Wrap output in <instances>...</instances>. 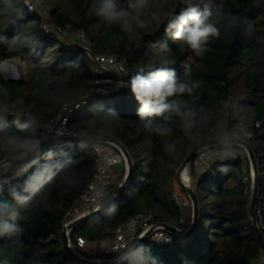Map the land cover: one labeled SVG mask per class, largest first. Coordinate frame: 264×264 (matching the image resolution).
<instances>
[{"label": "trees", "instance_id": "1", "mask_svg": "<svg viewBox=\"0 0 264 264\" xmlns=\"http://www.w3.org/2000/svg\"><path fill=\"white\" fill-rule=\"evenodd\" d=\"M40 2L48 18L30 11L23 0H0V62L19 60L26 68L22 79L0 70V162L22 155L7 146L9 137H33L44 144L39 126L56 117L65 103L86 99L95 77H116L99 74L98 62L83 47L52 37L45 20L55 26L83 28L95 56L117 53L124 58L129 82L140 70L147 75L167 66L175 69L179 81L198 84L191 95L169 98V102L187 101L195 111L188 130L178 116L170 122L151 118L153 126L164 124L170 129L167 135L146 128L130 85L113 99L87 98V104L70 119L69 126L79 134L117 139L133 159L122 196L71 228L72 243L78 237L87 240L80 252L96 261L109 259L87 246L111 241L118 227L140 214L184 227L174 196L178 171L196 146L222 137V129L229 133L227 137L241 128L249 134L240 139L249 144L257 161V211L264 235V0H191L200 12L212 13L209 20L220 30L199 55L165 32L168 20L189 7V0H149L139 13L146 26L141 28L133 20L131 32L124 31L120 21L96 15L97 0ZM115 2L118 10L137 15L129 8L131 0ZM153 13L159 21L152 18ZM92 143L57 145L11 162L5 175H0V264H105L75 256L65 247L63 236L69 211L97 171ZM248 164L239 158L226 160L197 179L192 162L189 169L199 199L193 232L180 238L165 229L173 238L171 243L147 237L122 261L106 264H253L263 259L250 213L253 183L243 181L251 178ZM182 191L187 194L183 187ZM191 212L189 208L186 223L192 221Z\"/></svg>", "mask_w": 264, "mask_h": 264}, {"label": "built area", "instance_id": "2", "mask_svg": "<svg viewBox=\"0 0 264 264\" xmlns=\"http://www.w3.org/2000/svg\"><path fill=\"white\" fill-rule=\"evenodd\" d=\"M23 1L30 11L38 12L45 18H48V13L41 4L40 0ZM44 27L47 32L57 40L70 41L80 47H83L101 66L102 72L99 74H103V71H105L116 75L113 79L103 78L100 76L95 77L93 87L86 95V99L77 102L65 103L56 117L51 119L45 125L39 126L40 140L45 144L54 139L64 140L66 137L76 136L79 134L69 126V121L87 104V98H116L122 89H125L130 85V82L127 78L129 69L126 60L121 58L117 53H108L101 56L93 55L91 52L92 46L88 42L86 32L83 28H75L71 24H67L65 26H55L47 20L44 22ZM102 84H109L114 86V88H104L101 86ZM230 137L235 136L232 135ZM237 146L243 148L245 152L243 154H238L234 151L233 144L224 143L200 149L192 161L196 168L197 179H200L207 169L226 160H234L237 158L244 160L247 158L251 162L248 149L241 144H238ZM92 148L97 160V171L95 177L83 192L78 203L69 211L68 216L65 219V225L70 224L74 220L79 219L109 203L114 197L116 189L123 182L122 179L119 183H116L117 178L113 174V169L117 167L121 161L127 164L122 147L113 141H106L93 142ZM222 155L225 157H223V159H219L222 158ZM215 159H219V162L216 163ZM250 177L251 178L248 176L244 177V183L248 184L250 179L253 183L254 172L252 164ZM178 181L181 186L179 188L180 190H177ZM187 181L190 182V175L189 170L186 168L185 170H182L180 175L177 177L174 193L176 202L181 208V221L184 225V227H179L181 229H187L191 224V222L186 223L189 208H191V216H193L192 201L188 194H185L182 191V183H186ZM165 229L166 228L163 223L156 222L153 215L140 214L131 217L126 224L116 229L114 238L108 244L104 245L101 252L109 259L118 258L127 252L146 233H149L148 237H151L156 243H171L173 238L170 234L166 233ZM86 245L87 240L83 237H78L75 244L71 242L72 249L81 255L83 254L80 252V248H84ZM253 264H264V259L256 260Z\"/></svg>", "mask_w": 264, "mask_h": 264}, {"label": "clouds", "instance_id": "3", "mask_svg": "<svg viewBox=\"0 0 264 264\" xmlns=\"http://www.w3.org/2000/svg\"><path fill=\"white\" fill-rule=\"evenodd\" d=\"M190 6L181 11L179 15L168 20L165 28L166 33L172 34V39L182 41L191 50L198 55L205 50L204 46L208 44L210 39L219 36V28L215 22L209 20L212 13L205 9L202 13L198 7ZM149 0H131L129 8L134 10L137 15L132 16L129 12L118 10L115 0H97L93 6L96 9V15L103 17L108 21H120L121 26L126 32L132 31L133 20L143 28L146 25L140 19L139 13L147 8ZM152 18L159 21L160 17L153 13ZM186 70V74H187ZM195 87H198L196 82L191 84L181 82L176 76L175 69L167 66L156 68L154 71H149L147 75L143 74V70L138 71L130 78V90L135 100L140 107L137 114L142 121H147L146 128H151L158 135H167L170 129L164 124H156L153 126L152 117H160L165 122H170L172 117H180L185 130L190 129L195 121L196 113L193 111L187 101L181 99H172L171 97H179L185 93L191 95ZM220 135L227 137L229 133L226 130H221ZM231 135L241 138L248 136L246 130L241 128L239 131H233ZM7 146L13 151L27 155L36 152L39 149V140L33 137H9ZM169 145L168 149L171 150ZM9 226L5 224V229Z\"/></svg>", "mask_w": 264, "mask_h": 264}, {"label": "water", "instance_id": "4", "mask_svg": "<svg viewBox=\"0 0 264 264\" xmlns=\"http://www.w3.org/2000/svg\"><path fill=\"white\" fill-rule=\"evenodd\" d=\"M9 63H10L9 60L1 61L0 62V70L8 72L15 79H22L23 78L22 75H20V76L13 75V72H10L6 69V66ZM106 141H113L122 147L124 154H125V157H126V162H127V174H126L125 178L123 179V182L121 183V185L115 191L114 197L110 200L109 203L105 204L101 208L94 210V211L90 212L89 214H87V215H85L79 219L74 220L70 224L65 225L64 230H63L65 247L71 253H73L75 256H77V257H79L85 261H91V262L95 261V262H100V263H105V264L106 263H117V262L122 261L124 258L128 257L145 241V239L148 237L149 233H146L144 236H142L127 252L122 254L120 257L115 258V259H107L104 261H96V260H93L91 258L85 257V256L79 254L77 251L72 249L69 231L76 224H78L84 220L90 219L91 217L96 216V215L100 214L101 212L105 211L106 209H108L109 207H111L118 200V198L121 197L122 194L125 192L127 185L129 183L130 177H131L132 172H133V159H132L130 152L127 150V148L123 144H121L117 139H114V138H111L108 136L81 133V134H78L76 136L66 137L64 140H57L56 139V140L50 141L48 143L40 145L39 149L36 152L30 153L27 155L22 154L20 156L8 158V159H5V160L0 162V166L5 165V164H9L11 162H14V161H17L20 159H24V158H26L30 155H33L35 153H38L40 151L53 148V147L60 145V144H69V143H76V142H106ZM223 143L224 144H233V145L241 144V145L245 146L249 151L250 158H251V164H252L253 172H254L252 194H251V198H250V213L252 216L253 226H254V229L257 233V237H258V240H259V243L261 246L263 259H264V235H263V232H262L260 225H259L258 211H257L258 186H259L257 161H256L255 155H254L251 147L249 146V144L246 141H244L240 138H237V137H219V138H214V139H211V140H208V141H205V142L199 144L188 155L186 161L184 162L183 166L179 170V175L182 172V170H185L189 166V164L195 158L196 153L200 149L207 147V146L218 145V144H223ZM182 187L186 190V192H187L188 196L190 197L192 204H193V216H192L191 224L189 225V227L187 229H181V228L171 226V225L166 224V223H163V225L165 226L166 229H168L176 237L185 238V237L189 236L193 232V230L197 227L198 219H199V199H198V195H197V190L194 187L193 183H189V184L188 183H182Z\"/></svg>", "mask_w": 264, "mask_h": 264}, {"label": "rangeland", "instance_id": "5", "mask_svg": "<svg viewBox=\"0 0 264 264\" xmlns=\"http://www.w3.org/2000/svg\"><path fill=\"white\" fill-rule=\"evenodd\" d=\"M90 56V55H89ZM91 58H93V57H91ZM94 59V61H96V59L95 58H93ZM6 69L8 70V71H10V72H13V75H16V76H20V75H22L23 77H25L26 76V68H25V65L23 64V63H21L19 60H12V63L11 64H7V66H6ZM96 71L97 72H99V73H101L102 72V68H101V66L99 65V64H97V66H96ZM2 71V70H1ZM6 76H8V77H12V75L11 74H8L7 72H5V71H2ZM103 73H106L105 71H103ZM234 151L235 152H237L238 154H243V153H240V149H239V147L237 146V145H234ZM225 155V154H224ZM224 155H222L221 157L222 158H219V159H223V157H225ZM219 159H215V162L216 163H218L219 162ZM243 161H248L249 162V164H248V166H249V169L251 170V162H250V160H248L247 158L246 159H244ZM125 162H122L121 161V163H119L117 166H119V168L120 167H122L123 166V164H124ZM192 163V162H191ZM190 163V164H191ZM10 164V163H9ZM9 164H5V165H2V166H0V175H5V172L6 171H8V169L11 167V165H9ZM189 164V165H190ZM215 164V163H214ZM187 170H189V175H190V182H186V183H195L196 182V180H195V178H193L192 177V175L190 174V169H189V166L187 167ZM178 175H179V171H178ZM124 179V178H123ZM122 180V177L121 178H117V181H116V183H119V181H121ZM177 190H180L179 188L181 187L180 186V184H179V181L177 182ZM119 187V186H118ZM117 190V189H116ZM188 211H189V209H188ZM110 241H108V240H105V241H103V242H101V243H99V244H93V245H91V244H89L88 246H87V248L90 250V251H92L93 253H96V252H101L102 250H103V248H104V245L105 244H108ZM84 256L85 257H88V256H86L85 254H84ZM88 258H90V257H88ZM92 259V258H91ZM95 260V259H94Z\"/></svg>", "mask_w": 264, "mask_h": 264}, {"label": "crops", "instance_id": "6", "mask_svg": "<svg viewBox=\"0 0 264 264\" xmlns=\"http://www.w3.org/2000/svg\"><path fill=\"white\" fill-rule=\"evenodd\" d=\"M11 64L12 63V60H9ZM8 73V72H7ZM9 74V73H8ZM113 174L116 178H125L126 174H127V164L124 163L122 167L119 168V166L115 167L113 169Z\"/></svg>", "mask_w": 264, "mask_h": 264}]
</instances>
